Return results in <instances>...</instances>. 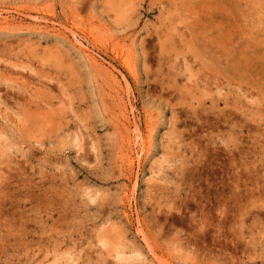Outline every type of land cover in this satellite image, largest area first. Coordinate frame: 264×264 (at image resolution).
Listing matches in <instances>:
<instances>
[{"label": "rangeland", "instance_id": "obj_1", "mask_svg": "<svg viewBox=\"0 0 264 264\" xmlns=\"http://www.w3.org/2000/svg\"><path fill=\"white\" fill-rule=\"evenodd\" d=\"M166 263L264 264V0H0V264Z\"/></svg>", "mask_w": 264, "mask_h": 264}, {"label": "bare ground", "instance_id": "obj_2", "mask_svg": "<svg viewBox=\"0 0 264 264\" xmlns=\"http://www.w3.org/2000/svg\"><path fill=\"white\" fill-rule=\"evenodd\" d=\"M182 2V1H181ZM208 3V2H207ZM217 3V2H216ZM191 4V3H190ZM179 6V5H178ZM188 6V5H187ZM193 6H194V4H193ZM205 6V5H204ZM197 7V6H196ZM196 7H194L195 9H196ZM180 8H182V7H180ZM184 8H186V7H184ZM208 7H206V9H207ZM210 8V7H209ZM192 9V8H191ZM211 9V8H210ZM172 10V9H171ZM174 10H176V9H174ZM179 10H182V9H179ZM170 11V10H169ZM173 11V10H172ZM189 11V10H188ZM197 12H198V10H196ZM195 11V12H196ZM206 11V10H205ZM211 11V10H210ZM173 12H175V11H173ZM179 12V11H178ZM200 12V11H199ZM182 13V12H181ZM187 13V12H186ZM193 13V12H192ZM203 13V12H202ZM206 13V12H205ZM180 14V13H179ZM198 14V13H197ZM245 15V14H244ZM192 16H194V15H192ZM208 16V15H207ZM188 17V16H187ZM243 17V16H242ZM185 18V17H184ZM191 18V17H190ZM245 18H246V16H245ZM201 20V19H200ZM198 21V20H197ZM243 22H246L245 20L243 21ZM249 22H251V21H249ZM198 23V22H197ZM202 23V22H201ZM203 24V23H202ZM248 24V23H247ZM259 24V23H258ZM197 25H199V24H197ZM249 25V24H248ZM251 25V24H250ZM259 25H261V24H259ZM248 27V26H247ZM257 27V26H256ZM212 28V27H211ZM250 28V27H249ZM259 30L261 29V27L260 28H258ZM195 30V29H194ZM238 30V29H237ZM230 30H228V32H229ZM233 31V30H232ZM244 32V31H243ZM201 33V32H200ZM232 35V34H231ZM183 36H184V34H183ZM255 36V35H254ZM227 38V37H226ZM241 38V37H240ZM242 39V38H241ZM237 40V39H236ZM78 41V40H77ZM225 41V40H224ZM227 41V40H226ZM225 41V42H226ZM235 41V40H234ZM82 43V42H81ZM256 44V43H255ZM255 44H253V45H255ZM243 49V48H242ZM20 50V49H19ZM7 54V53H6ZM19 73V72H18ZM11 77H12V75H11ZM17 78V77H16ZM12 79V78H11ZM14 79V78H13ZM19 79V78H18ZM10 81V80H9ZM124 81V80H123ZM15 82V81H14ZM25 85V84H24ZM29 85V84H28ZM25 88H26V86H25ZM37 90H38V88H37ZM33 91V90H32ZM31 92V91H30ZM39 92V91H38ZM46 96V95H45ZM48 99V98H47ZM40 102V101H39ZM46 102V101H45ZM47 103V102H46ZM52 104V103H51ZM135 122V121H134ZM147 236V235H146ZM167 264V263H166Z\"/></svg>", "mask_w": 264, "mask_h": 264}]
</instances>
